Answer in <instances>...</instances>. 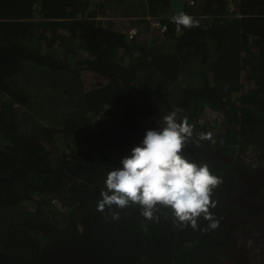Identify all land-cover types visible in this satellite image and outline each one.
<instances>
[{
	"label": "trees",
	"instance_id": "obj_1",
	"mask_svg": "<svg viewBox=\"0 0 264 264\" xmlns=\"http://www.w3.org/2000/svg\"><path fill=\"white\" fill-rule=\"evenodd\" d=\"M6 15L0 264H246L237 252L247 227L264 228V0H206L190 14L198 25L180 31L167 0H0ZM141 17L163 30L127 44L117 19ZM40 36L42 48L31 46ZM88 74L104 82V98L89 95ZM240 91L247 106L233 125L222 103ZM177 109L193 128L183 156L222 180L210 209L219 226L201 216L185 227L164 207L154 220L138 205L98 211L107 174ZM208 109L229 116L208 123Z\"/></svg>",
	"mask_w": 264,
	"mask_h": 264
},
{
	"label": "clouds",
	"instance_id": "obj_2",
	"mask_svg": "<svg viewBox=\"0 0 264 264\" xmlns=\"http://www.w3.org/2000/svg\"><path fill=\"white\" fill-rule=\"evenodd\" d=\"M171 20L177 31L198 25L192 15L183 11ZM178 111L163 117L159 131L147 130L141 144L131 149L130 156L121 159L122 167L107 174L98 211L138 205L142 216L154 220L158 219L155 215L158 208L164 207L185 227L197 228L201 216L210 222L208 229L219 226L210 209L216 207L211 197L222 180L211 173L207 164L197 165L183 156V147L192 138L193 128L187 118L177 120ZM199 139L211 140V133L200 134ZM112 218L119 219V213L113 212Z\"/></svg>",
	"mask_w": 264,
	"mask_h": 264
},
{
	"label": "rangeland",
	"instance_id": "obj_3",
	"mask_svg": "<svg viewBox=\"0 0 264 264\" xmlns=\"http://www.w3.org/2000/svg\"><path fill=\"white\" fill-rule=\"evenodd\" d=\"M229 10V9H228ZM11 17V15H6V16H1L0 17V21ZM56 20H60V19H56ZM118 20V21H117ZM117 23L116 24H120V26L124 27V31L125 28H129L127 31H136L135 35H133L132 38H130V42L131 40L136 37V36H141L142 38H145L147 36H155V33L157 29L156 26V21L150 17H141V18H134L131 19L130 22L129 20H122V19H117ZM133 21V22H132ZM134 26V27H133ZM39 29V28H38ZM42 32V31H41ZM139 36V37H140ZM42 36L38 37L37 39H35L32 44H30L31 46L35 47V48H39L41 49L42 45ZM138 43H140L138 41ZM143 44V41H142ZM133 45V44H132ZM145 46V45H144ZM145 53V52H144ZM248 74H246L243 77V80L241 81L243 84L242 85H246L249 83L250 80H248ZM245 79V80H244ZM84 81H85V85L86 88L88 89V91L91 89V93L90 94H94L98 95L99 97L102 96L103 98L106 95V90H105V85L104 82H97V78L95 77V75L92 74H88L86 76H84ZM248 86V85H247ZM249 92L250 94H253V90L249 87ZM226 91H228L229 89H224ZM223 91V90H221ZM236 91V89H235ZM100 99V98H99ZM245 100V93H243V91H240V94L235 95L234 98H232V101L230 103H225L224 100V105H229V111H230V118H232L233 121V125H236L238 122H242L244 117L243 114L245 112V108L242 105H246L247 103H244L243 101ZM236 101V102H235ZM247 106V105H246ZM229 116V114L225 113V112H220L219 110H214V109H208L206 115H204V119L206 122H217L220 119V122H224L225 119ZM247 161H250V163H252L253 165L257 164V155L255 152H252L250 154H248L247 156H245ZM260 207V206H259ZM257 208V207H255ZM258 217H260V213L259 210L257 211ZM244 246V250L245 251V256L243 257L246 264H261L262 262H264V256H263V251H264V238L263 236H260L257 238V242H254V239H251V237H248V235L245 236V242L243 244ZM242 247H240L238 249V254L242 253ZM249 252V253H247ZM229 260V258H228ZM228 260H224V261H228Z\"/></svg>",
	"mask_w": 264,
	"mask_h": 264
},
{
	"label": "water",
	"instance_id": "obj_4",
	"mask_svg": "<svg viewBox=\"0 0 264 264\" xmlns=\"http://www.w3.org/2000/svg\"><path fill=\"white\" fill-rule=\"evenodd\" d=\"M167 2H168V6H169L170 11L174 14H176L177 12L183 11V12H186V13L192 14V15H202L203 11H204V7L206 5V0H195L193 3L186 2V0H167ZM228 9H229V7H226V10H228ZM155 21H156V19H155ZM156 23H157V21H156ZM156 25L160 31L163 30L162 24L159 23ZM123 38L127 44L130 43V38H132V37L129 36V31L124 33ZM251 206L254 207L253 209H255L257 211V208H259V206H261V202L253 200ZM255 207H257V208H255ZM257 216H258V214L256 215V217ZM247 230L248 231H246L245 234H247L248 237H251V239H254V242H257V238L259 237V234H253V233L251 234L250 227H247ZM263 231H264V228H263ZM260 234H262V233H260ZM261 236H263V238H264V234ZM242 251H241L242 253H239L238 255L240 258L242 256L241 260H244L243 257H244L246 250H244L243 245H242ZM247 253H249V252H247ZM263 255H264V251H263ZM244 262H245V260H244ZM263 263L264 262H262L261 264H263Z\"/></svg>",
	"mask_w": 264,
	"mask_h": 264
},
{
	"label": "flooded vegetation",
	"instance_id": "obj_5",
	"mask_svg": "<svg viewBox=\"0 0 264 264\" xmlns=\"http://www.w3.org/2000/svg\"><path fill=\"white\" fill-rule=\"evenodd\" d=\"M157 24H159V23H157ZM157 26V25H156ZM158 30V29H157ZM248 204V203H247ZM250 205V204H249ZM251 206V205H250ZM254 207H251V212H253L255 215H257V211L255 210V209H253ZM252 220L253 221H255V222H257V218L255 219V218H252ZM258 224H259V222H257ZM260 225V224H259ZM262 230H263V228H262ZM264 234V231L262 232V234H259V237L261 236V235H263ZM257 236V235H256ZM244 256H245V254H244ZM241 258H242V256H241ZM244 260H242V262H243Z\"/></svg>",
	"mask_w": 264,
	"mask_h": 264
},
{
	"label": "built area",
	"instance_id": "obj_6",
	"mask_svg": "<svg viewBox=\"0 0 264 264\" xmlns=\"http://www.w3.org/2000/svg\"><path fill=\"white\" fill-rule=\"evenodd\" d=\"M195 0H186V2H189V3H193ZM136 31L132 30V31H129V36L130 37H133V35H135Z\"/></svg>",
	"mask_w": 264,
	"mask_h": 264
},
{
	"label": "crops",
	"instance_id": "obj_7",
	"mask_svg": "<svg viewBox=\"0 0 264 264\" xmlns=\"http://www.w3.org/2000/svg\"><path fill=\"white\" fill-rule=\"evenodd\" d=\"M133 27H134V26H133ZM125 29H127V30H128L129 28H125Z\"/></svg>",
	"mask_w": 264,
	"mask_h": 264
}]
</instances>
